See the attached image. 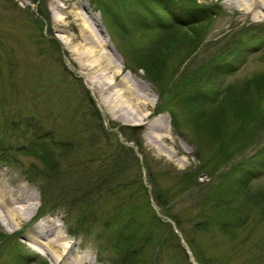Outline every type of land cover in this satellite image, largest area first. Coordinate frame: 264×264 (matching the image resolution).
Returning a JSON list of instances; mask_svg holds the SVG:
<instances>
[{
    "label": "rangeland",
    "instance_id": "1",
    "mask_svg": "<svg viewBox=\"0 0 264 264\" xmlns=\"http://www.w3.org/2000/svg\"><path fill=\"white\" fill-rule=\"evenodd\" d=\"M51 1L0 0V183L38 197L31 219L13 229L0 221V264L35 256V264H55L28 243L45 201L55 212L44 217L60 220L75 246L68 261L86 251L97 264H123L131 253L130 264H264V17L254 20L225 0H65L58 10ZM80 12L98 20L105 43L97 56L106 53L120 77L148 84L150 119L122 121L90 88V79L112 77L114 68L104 60L91 68L92 58L88 69L81 64L89 46ZM194 20L203 28L195 26L197 34ZM172 23L184 30L154 83L137 69L136 53L156 56L177 30ZM161 116L168 139L148 143L146 121ZM100 176L102 189L85 194ZM78 193L96 202H80ZM82 206L96 223L81 224L89 214ZM77 221L93 234L79 226L71 235Z\"/></svg>",
    "mask_w": 264,
    "mask_h": 264
},
{
    "label": "bare ground",
    "instance_id": "2",
    "mask_svg": "<svg viewBox=\"0 0 264 264\" xmlns=\"http://www.w3.org/2000/svg\"><path fill=\"white\" fill-rule=\"evenodd\" d=\"M61 1L65 0H52V9L58 10L59 7H63ZM225 2L230 5H236L242 13L251 15L254 20L264 17V0H225ZM76 8H85V4L78 2ZM80 15H82V20H84L85 28H83V31H85L84 37H86L84 42L89 46L85 49L83 48V56L80 57L81 64L84 68L88 69V64L85 63V60L92 58L93 61L89 64L91 68L100 66L103 60L108 69L114 68L112 70V77L103 75L101 77L97 76L96 79H90L88 81L90 88L92 90H99L100 94L103 95L101 103L119 112L122 116V121H138L143 123L146 119H150L151 112L145 111L150 103L147 97L149 95L148 84L141 80L140 82H133L129 73L120 77L121 71L116 66L114 67L115 64H113V61L110 60L106 53L103 52V55L97 56L100 49L99 46H102L104 42L96 33L97 30H100L98 29V20H95L93 16L86 19V15L81 12ZM80 15H78L79 18ZM65 43H68L67 38L65 39ZM85 44L81 45L84 47ZM146 122L145 137L148 143L159 144L168 139L164 135L167 132V126L163 122V116ZM188 151L190 152V150ZM37 208L38 197L33 191L26 190L24 187H20L18 191H10L4 184L0 183V221L3 225H11V222H13L14 225L10 226L13 229L15 226H18L20 219L28 220L32 218L37 212ZM33 228L28 235L30 246L34 247L43 256L50 257L55 264L59 263L63 257L64 261L69 260L67 255L74 245L70 237L63 231L60 223L48 222L42 219ZM75 257V260L70 259L68 261L69 264H76L78 262L97 264L96 259L86 251H76Z\"/></svg>",
    "mask_w": 264,
    "mask_h": 264
},
{
    "label": "trees",
    "instance_id": "3",
    "mask_svg": "<svg viewBox=\"0 0 264 264\" xmlns=\"http://www.w3.org/2000/svg\"><path fill=\"white\" fill-rule=\"evenodd\" d=\"M39 2L40 3V0H35V2ZM123 1H126V0H123ZM45 9V8H44ZM39 14H40V16H41V18L43 19V20H49V15H48V13H46V10H43L42 8L40 9V11H39ZM143 25V24H142ZM198 24H194V25H192L191 26V28L192 27H194V28H192V32H193V34L196 32V34H197V32H198V30L197 29H195V26H197ZM144 26V25H143ZM197 28H201V29H203L200 25H198V27ZM177 30H175V31H173V32H171V35H168L167 36V38L169 37V39H168V43L167 44H164L163 46H162V48L161 49H159L158 50V54L155 56H153V57H149V56H143V55H139V54H137L136 53V58H137V62L135 63L136 64V66H137V69H139V70H143L144 72H145V74L147 75V77L152 81V82H154V83H158V80L161 78V76H159V74H158V72L160 71V67H161V65H162V60H163V55L164 54H166L165 52H167L166 50H171L174 46H172V47H170L171 45V43L173 42V39L176 37L177 38V36L180 34V33H182L181 31L182 30H184V28L182 27V28H176ZM137 32H143L145 35H147L148 33L146 32V31H142V30H138ZM187 33H191L190 31L189 32H187ZM199 33V32H198ZM163 35L165 34V33H162ZM173 35V37H172V39L170 40V38H171V36ZM141 36H142V34H139L138 33V36H136L137 38H141ZM186 36H187V34H186ZM185 36V37H186ZM192 36V35H191ZM187 37H190V35H188ZM166 38V39H167ZM175 38V39H176ZM170 40V41H169ZM141 43L145 46L146 44L144 43V42H142L141 41ZM178 42H176V44H177ZM137 50H142V48H140V47H138L137 46ZM134 52V51H133ZM145 52V51H144ZM144 54H146V55H148L149 53L148 52H145ZM159 59V60H158ZM158 65H160V67H158ZM136 68V67H135ZM42 137V136H41ZM36 144H38V141H37V139L35 140V141H33V142H31L30 144H29V146L30 145H33L32 147H31V150H32V152H35V148H34V145H36ZM23 148H24V151H23V154H26V153H31V150H28V149H25L26 148V146H23ZM5 160H7V158H5ZM51 161H53V163H51L49 166H50V168H52L51 170L52 171H56L57 170V160L56 159H51ZM187 179L190 181H192V177L191 176H188L187 177ZM31 180H34L33 178H31ZM98 181H100V182H98ZM98 181H97V184L94 182V183H92L91 184V182L89 183V188L90 189H88L89 191L88 192H85V190H83L84 191V193L85 194H91V192H94V193H96V191H100L101 189H102V187H103V181H102V176H100L99 178H98ZM105 183V182H104ZM102 194V193H101ZM84 196V195H83ZM78 201H80V202H82L83 201V203H87L88 205H90V206H92V204H94L96 201H95V199H92V200H81V198H82V195H80V193H78V194H75V196H74ZM47 206V204H46V201H45V203H44V205H43V207H46ZM54 206H58V205H54ZM83 207V209L84 210H88L89 211V214H83V216L82 217H80V219H79V221L81 222V224H83V222H90V224L92 225V224H94V223H96V221H97V217H94V218H91L90 217V215L91 214H93V212H92V210H91V208L90 207H88V206H82ZM122 220H120L119 222H121ZM131 221V220H130ZM133 221V220H132ZM134 222H130V224L129 225H132ZM80 226V225H79ZM79 226H78V221H77V223H76V225L72 228V233L74 234H78L79 232H80V229H82V231H83V233L85 234V235H88V234H90V233H92L95 229H90V231H88V230H86V228L84 227V225H82V226H80L81 228L79 229ZM107 227H106V222L104 223V225H103V229L105 230ZM93 234V233H92ZM100 234V233H99ZM99 237H101L100 235H98V238ZM101 239V238H100ZM132 240H133V238L132 237H130L129 239H126V240H123V242H124V244H129V242L130 243H132ZM137 243V242H136ZM135 243V244H136ZM112 246H113V248H114V250L115 251H117L116 249H120L117 245H115V244H112ZM119 252V251H118ZM134 256L135 255H133V253H131L130 255H129V257L128 258H123V256H120L119 258H123L122 259V261L120 262V263H122L123 262V264H130L129 263V260L130 259H132V258H134ZM118 258V259H119ZM115 263H119V261L117 260V258H116V260L114 261Z\"/></svg>",
    "mask_w": 264,
    "mask_h": 264
}]
</instances>
